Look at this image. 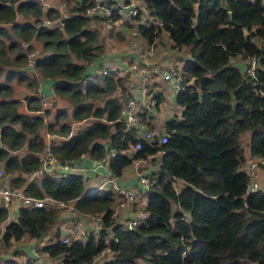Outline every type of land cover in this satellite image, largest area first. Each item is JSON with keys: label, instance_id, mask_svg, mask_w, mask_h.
Instances as JSON below:
<instances>
[{"label": "trees", "instance_id": "trees-1", "mask_svg": "<svg viewBox=\"0 0 264 264\" xmlns=\"http://www.w3.org/2000/svg\"><path fill=\"white\" fill-rule=\"evenodd\" d=\"M84 1H75L58 27L42 25V16L54 19L59 13L42 10L38 0H0V166L11 175L10 185L22 186L25 195L71 201L84 220L99 214L101 228L85 240L61 243L53 231L57 209L45 204L21 207L0 234L2 246L23 235L40 240L49 232L50 242L39 251L61 264L89 263L105 249L110 257L101 264H264V188L245 192L248 176L243 167L247 158L264 155L262 0H141L143 8L118 23L126 29L134 24L147 42L165 33L169 46L189 53L172 101L181 111L162 122V143L136 137L117 119L122 103L133 95L129 73L108 68L85 80V63L100 57L102 47L98 32L88 28L90 18L80 14ZM119 33L113 32L126 41L127 32ZM33 42L39 54L28 68L48 77L54 94L69 103V110L54 108L52 121L43 117L48 109L19 112V101L12 98L14 79L27 89L34 87L36 79L21 68L28 66ZM158 43L164 45L160 38ZM236 56L243 60V69L232 62ZM248 56L255 58L252 75L244 70ZM23 100L28 110L40 107L32 94ZM159 100L156 96L153 110L146 112L150 118ZM84 119L92 120L71 130L72 121ZM41 128L61 140L45 143ZM137 140L139 148L128 156L129 145ZM21 147L22 155L11 153ZM45 148L58 160L81 153L100 159L112 149L108 169L115 177L132 159L158 153L150 160L154 170L142 194L145 219L122 228L111 216V190L83 194L82 178L76 174L27 180ZM6 215L7 209L0 207V222ZM3 257L2 264H16Z\"/></svg>", "mask_w": 264, "mask_h": 264}, {"label": "built area", "instance_id": "built-area-1", "mask_svg": "<svg viewBox=\"0 0 264 264\" xmlns=\"http://www.w3.org/2000/svg\"><path fill=\"white\" fill-rule=\"evenodd\" d=\"M61 5L64 6L63 2ZM142 8L141 0H86L84 1V8L80 14L89 17L91 21L94 20L102 24L106 30H110L113 29L114 24L129 20ZM68 14H70V12H68ZM68 14L61 11L59 16L54 19L42 18L41 23L46 26L59 27L62 25L61 18ZM132 25V27L127 29L126 47L134 54V57L129 59L122 69V72L129 73L133 76L131 86L134 84L135 87L132 93L133 95L122 103L117 119L121 121L124 129L131 130L132 134H135L136 137L141 135L142 138L148 141L155 139L157 143H162L165 141L163 127L159 126L158 123L153 127L147 126V123L153 124L155 118L159 119L156 112L154 113V117L151 118L149 117L151 115L146 113L150 108L153 110L156 103V96L161 97L155 82L160 81L167 83L171 87V90L175 92L180 87L181 66L186 58H188V60L190 59V56L188 51L183 48H172L166 44L161 46L158 43L159 39H157V37L147 42L145 37L136 30L134 24ZM21 45L25 46L26 43L22 42ZM36 54H39L38 49H34L27 54L26 64L28 67L33 65ZM245 62L247 64L244 68L245 72L252 75L255 66V58L253 56H248L245 58ZM108 68L109 66L94 68L92 74H90V76L88 74L85 80H90L95 75L107 71ZM31 94L39 101L40 107L35 109L36 112L41 113L43 109L52 107L53 97L40 93L38 89L31 92ZM46 135L52 136L48 133H46ZM100 140L101 139L97 141L103 142ZM137 148H139V140L129 145L127 149L128 156H131ZM112 154L113 150L110 149L100 159L87 155L89 161V165H87L83 161H79L87 158L86 153H81L74 159L58 160L48 148H45L39 153L38 166L26 174V179L32 180L44 174L50 176L76 174L82 178V183L84 184L86 182V174L89 170L95 172L94 170L96 167H102L106 172L98 176L97 182L95 179L92 186H86L87 188L83 189V194L110 189L113 198L111 216L115 217L124 209L127 215L124 220L118 222L122 224V228L129 229L143 221L147 215L142 207L143 204H145V198L142 194L147 190L154 167H144L143 165L147 160L150 165V160L155 158L158 153L147 156L146 158H134L131 160L129 167H131L130 170H132V174L136 179V183L131 186L119 184V180L116 181L115 176L110 174L108 159ZM243 167L248 176L245 192L261 189L260 185L255 180V172L258 167L264 169V155L247 158ZM4 174L0 166V207L7 209L9 206L13 205L12 209L15 208L16 210L21 207L32 208L42 206L45 204V200H48L54 207L63 209L70 208L68 205L69 201L53 200L49 197L36 198L25 195L22 191V186H12L5 183ZM96 177L97 176H95V178ZM78 214L81 213L78 212ZM100 217L99 214H88V216H85L87 220H84V218L75 216V212H71L63 225L62 232L59 233V241L61 243H68L74 239L81 241L85 240L90 232H95L101 228ZM0 264H2L1 257ZM83 264H94V259L89 263Z\"/></svg>", "mask_w": 264, "mask_h": 264}, {"label": "crops", "instance_id": "crops-1", "mask_svg": "<svg viewBox=\"0 0 264 264\" xmlns=\"http://www.w3.org/2000/svg\"><path fill=\"white\" fill-rule=\"evenodd\" d=\"M39 3L42 6V10H46L47 8H51L55 11H57L59 14L61 11H64L65 13L68 14L67 10L68 8L73 5L75 3V1H79V0H67L69 2V5H67L65 3L64 0H38ZM112 1V0H110ZM63 2L64 6L61 5V3ZM263 2V0H262ZM141 5L143 7V4L141 2ZM41 18H45V16H42ZM98 24L100 27L98 28V30L94 27H91L92 24ZM88 28L90 27V29H95L97 32L99 31L98 34V42L101 44L102 47V54L101 56L98 58H96V60H91L86 64V67H92L97 68L99 66H102L103 64H106L109 66L110 69H114L113 71H116L117 73H123L122 69L124 68V66L126 65V63L129 61L130 58L134 57V54L132 52H129V50L126 48V45L124 46V38H116L113 34V32L115 31H119L120 35L122 34L123 36H125V33L127 32L126 29V25L123 24H114V27L116 30L108 31L102 26V24L92 20V23ZM165 33H161L160 37H157V39L160 38V41H163V44L166 43V45H169L168 43V39L165 36ZM118 42H120L121 44H119L120 46L118 47ZM34 44L36 42H33ZM34 49H39V46L37 44L34 45ZM185 50V48H184ZM123 59H127V61L123 60ZM124 61L126 63H124ZM243 60H241L239 58V56H236L232 59V62L237 63L238 66H240V68L243 69ZM22 68V73L26 74L28 77L32 78L34 77L35 83H34V90L31 89H27L25 87L24 84L22 83H18L17 80H13L10 85L12 86V98L16 99L19 101V105L17 107V110L19 112H23V113H36V111L34 110H28L25 106V101L23 100L24 96H27L28 94H31V92L36 91L37 89L39 90L40 93L46 95V96H50L53 97V106L48 108V114L46 116H43L45 118V120H53V114H54V108L56 107H60V106H65L68 108L69 110V103L60 99L57 95L54 94L53 89H52V83L51 80L48 77H44L42 75H39L36 71L34 72L33 68H28V66L25 67H21ZM86 73L90 74L91 72L88 71L86 69ZM130 76V79L133 80V76L131 74H128ZM132 77V78H131ZM156 83V87L158 89L159 92V86H163L165 89V94H170L173 95L174 97V91L171 90V87L164 82H155ZM135 85L132 84L130 90L133 93ZM172 93H171V92ZM161 97H159V104L161 105L163 102V98H164V93L159 92ZM174 105H176V103L173 102ZM178 106V105H176ZM53 109V110H52ZM181 111V107L179 106V113ZM176 115L178 116V114H176L175 110H169L166 113H164V119H162L160 117V119L155 118L154 123L152 124V127L156 125V123L159 124V126L162 127V122L172 116V115ZM88 119H84V120H80V121H72L71 122V127L73 129V127L76 125V128H78L80 126V124ZM159 120V121H158ZM88 122V121H87ZM86 122V123H87ZM85 124V123H84ZM83 125V124H82ZM41 132L42 135L44 136V141L45 143L48 142L50 140V138H52V140H54L55 142L61 140L60 136H56V135H52V136H47L46 135V131L44 128H41ZM100 141H105V140H100ZM245 147V145H244ZM25 152V148L21 147L19 149L13 150L11 151L12 154L15 155H22ZM88 154L86 153V156ZM247 158V157H246ZM79 161H83L85 164L89 165V161H88V156L85 160H79ZM1 165V164H0ZM131 167L126 166L123 171L121 176L119 177V184L124 185V186H131L134 185L136 183V179L135 176H133L132 174V170H130ZM95 172H91L90 170L88 171V173L86 174V182L83 184L84 185V189H86L87 187H90L94 184V180L98 179V176H100L103 172H106V170L102 167H96ZM4 182L5 183H9L10 179H11V175L10 174H4ZM95 176H97L95 178ZM255 180L258 182V184L260 185L261 188H264V169L258 167L256 169L255 172ZM87 186V187H86ZM45 205L49 208H57L54 207L53 204H51L48 200H45ZM68 205L70 206L69 209L66 208H57L59 209L58 211H56V221L57 224L53 226V231L60 233L63 230V225L65 223V221L68 219V217L70 216L71 212H75V216L84 218V215L78 214L77 211H75L72 208V203L71 201L68 202ZM16 209H8L7 210V215L6 218L0 222V230L3 231L6 223H8L9 221H14L16 218ZM77 212V213H76ZM121 214L125 217V212L124 209L121 210ZM64 219V220H63ZM87 225V224H86ZM88 226V225H87ZM90 227V226H88ZM2 231L0 232V234L2 233ZM49 232L45 233L42 238L40 240H35L32 238H28L26 235L21 236L18 240L15 241H11L10 242V246H9V252L7 253V256H4L3 258L7 257L10 258L11 260L15 261L16 264H22L20 263V261L17 259L16 256H20L22 257V261L26 264V260L28 261L27 264H61L58 260V258H53L48 256L46 253L39 251V249L43 246V245H47L50 241H49ZM16 245L20 246L19 250H12L14 248H16ZM18 251L19 255H15L17 254L16 252ZM105 252H108L107 249H105L104 251L100 252L98 255H96L94 257V264H99L98 259L99 257L104 254Z\"/></svg>", "mask_w": 264, "mask_h": 264}, {"label": "rangeland", "instance_id": "rangeland-1", "mask_svg": "<svg viewBox=\"0 0 264 264\" xmlns=\"http://www.w3.org/2000/svg\"><path fill=\"white\" fill-rule=\"evenodd\" d=\"M65 3L67 4V5H69V2L66 0L65 1ZM263 4H264V0H263V2H262ZM18 19H20L21 17L20 16H18L17 17ZM91 23H92V21L90 20L89 21V26L91 25ZM91 27H94V28H96L97 30H98V28L100 27L98 24H96V23H94V24H92L91 25ZM90 28V27H89ZM94 30V29H93ZM107 32H108V30H107ZM98 34H99V31H98ZM158 37H160V34L158 35ZM35 44H37V43H35ZM119 44H121L120 42H118V47L120 46ZM126 45V41L124 40V46ZM72 59L73 60H75V61H77V62H82V63H85V61H82V60H78V59H76V58H74V57H72ZM123 60H125V59H123ZM125 61H127V59L125 60ZM124 61V63H126ZM85 69H87L88 71H90L91 73L90 74H92V72L94 71V69L92 68V67H86ZM116 72V71H115ZM116 75H119V74H117L116 73ZM35 89V87H32L31 88V90H34ZM159 92H162V93H164V98H163V102H162V104L160 105L159 103H158V105H157V110H156V114H157V116L159 117V119H160V117L162 118V119H164V113H166L167 111H169V110H172V111H174L175 110V112H176V114H179V106H176V105H174L173 104V99H174V97H173V95H170V94H165V89H164V87L163 86H159ZM171 92V91H170ZM172 93V92H171ZM61 99V98H60ZM97 99V98H96ZM95 99V103L96 104H98V103H100V100H96ZM62 100H64V99H62ZM65 101V100H64ZM67 102V101H66ZM53 109H54V107H53ZM52 109V110H53ZM89 120H92V119H88V120H85V121H83L81 124H80V126L82 125V124H84V123H86L87 121H89ZM79 126V127H80ZM76 127V125L73 127V129H72V127H71V130L72 131H74L75 128ZM77 129V128H76ZM157 156H158V154H157ZM157 156L155 157V159L157 158ZM144 167H149V166H152V162H150V165H149V162H148V160L147 161H145L144 162V165H143ZM142 166V167H143ZM176 183H180V181H175ZM83 189H84V185H83ZM115 203V202H114ZM12 207H13V205H11V206H9L7 209H12ZM13 209H15V208H13ZM54 209H57V208H54ZM59 209H57L56 211H58ZM127 215V212H125V216ZM57 217V216H56ZM115 220H117V221H122V220H124L125 219V217L121 214V212L120 213H118V215H116L115 217ZM64 220V219H63ZM57 224V221L55 220V223L53 224V226L54 225H56ZM2 230H0V232H1ZM19 248H20V246H18V245H16V248H14V249H12V250H19ZM9 252V247H3L2 246V244H1V242H0V257H2V256H5V255H7V253ZM17 257V259L20 261V263H22V264H24V262L22 261V257H20V256H16ZM110 257V253L109 252H105L104 254H102L100 257H99V259H98V262H99V264H101L105 259H108Z\"/></svg>", "mask_w": 264, "mask_h": 264}, {"label": "water", "instance_id": "water-1", "mask_svg": "<svg viewBox=\"0 0 264 264\" xmlns=\"http://www.w3.org/2000/svg\"><path fill=\"white\" fill-rule=\"evenodd\" d=\"M115 180L118 181V180H119V177L116 176V177H115Z\"/></svg>", "mask_w": 264, "mask_h": 264}, {"label": "clouds", "instance_id": "clouds-1", "mask_svg": "<svg viewBox=\"0 0 264 264\" xmlns=\"http://www.w3.org/2000/svg\"><path fill=\"white\" fill-rule=\"evenodd\" d=\"M53 106V105H52Z\"/></svg>", "mask_w": 264, "mask_h": 264}]
</instances>
